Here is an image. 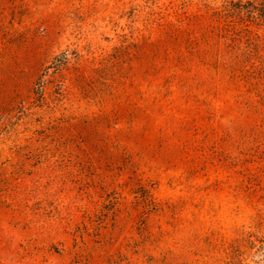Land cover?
Masks as SVG:
<instances>
[{"label": "rangeland", "instance_id": "obj_1", "mask_svg": "<svg viewBox=\"0 0 264 264\" xmlns=\"http://www.w3.org/2000/svg\"><path fill=\"white\" fill-rule=\"evenodd\" d=\"M247 1L0 0V264H259Z\"/></svg>", "mask_w": 264, "mask_h": 264}, {"label": "trees", "instance_id": "obj_2", "mask_svg": "<svg viewBox=\"0 0 264 264\" xmlns=\"http://www.w3.org/2000/svg\"><path fill=\"white\" fill-rule=\"evenodd\" d=\"M226 8H228L227 13L243 18V31L252 35L251 39L255 40L254 43L250 40L249 44L254 45V49L264 50V0H250L243 3V7L226 6ZM251 25H254L256 30H252ZM250 68H254V63L250 64ZM253 236L255 239H252ZM246 242L251 249H256L259 256L258 263L264 264V227L258 231V234L247 233Z\"/></svg>", "mask_w": 264, "mask_h": 264}]
</instances>
